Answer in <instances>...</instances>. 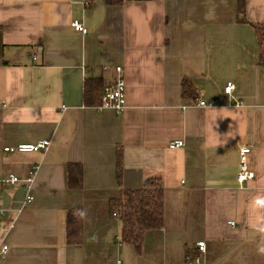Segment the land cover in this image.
Instances as JSON below:
<instances>
[{
    "label": "crops",
    "instance_id": "crops-1",
    "mask_svg": "<svg viewBox=\"0 0 264 264\" xmlns=\"http://www.w3.org/2000/svg\"><path fill=\"white\" fill-rule=\"evenodd\" d=\"M245 4L247 22L238 0H0V179L28 178L36 166L28 206L24 185L0 181L9 215L0 264H186L202 240V264H264V65L254 26L264 25V0ZM118 65L125 110L85 105V79L107 85ZM229 81L239 105L224 92ZM44 139L45 151H4ZM178 139L185 145L170 148ZM243 146L255 177L241 184ZM118 147L124 188L151 177L164 185V225L146 232L141 253L120 242L109 210L120 193ZM69 163L83 165L81 189L68 186ZM76 207L82 241L70 244Z\"/></svg>",
    "mask_w": 264,
    "mask_h": 264
},
{
    "label": "trees",
    "instance_id": "trees-1",
    "mask_svg": "<svg viewBox=\"0 0 264 264\" xmlns=\"http://www.w3.org/2000/svg\"><path fill=\"white\" fill-rule=\"evenodd\" d=\"M126 1L132 0H106V3L110 6H118ZM237 6L238 21L247 22L245 0H238ZM254 26L260 45L259 64L264 65V25ZM104 87L102 79L87 77L84 84L85 105L98 106L101 104ZM182 89L184 96H191L194 93V86L190 79H183ZM116 175L120 185V193L110 199V214L113 217L117 216L121 222L120 242L134 245L138 253H141L146 232L160 229L164 225L163 181L159 177H151L146 179L140 188H124L122 186L123 149L121 147H118L116 151ZM83 185V165L81 163H69L68 186L72 189H81ZM82 233L83 211L79 207L72 208L67 214V241L70 244L80 243Z\"/></svg>",
    "mask_w": 264,
    "mask_h": 264
},
{
    "label": "built area",
    "instance_id": "built-area-1",
    "mask_svg": "<svg viewBox=\"0 0 264 264\" xmlns=\"http://www.w3.org/2000/svg\"><path fill=\"white\" fill-rule=\"evenodd\" d=\"M85 6H89V2H84ZM72 27L83 33L87 34L88 29L85 26V24L80 19H74L71 22ZM36 58V56H35ZM116 77L113 82L105 85L104 87V94L102 97L101 104L96 106L100 110H104L106 108L113 109L117 114L122 113L126 106H127V86H126V80H125V74H124V68L120 65L115 67ZM236 89V83L233 81H229L225 87L224 92L225 94L230 97L231 99H234L236 104L239 105L240 102L234 95V91ZM195 103L200 106H206L209 103L205 100H203L200 96L195 97ZM51 144V141L48 139H44L41 141H38L36 143H19L14 146H7L4 147V151L6 152H41L45 151L49 148ZM185 145L184 140L178 139L171 141L170 148H181ZM250 152L249 146H243L240 148V167L238 172V181L241 184H244L245 182L254 179L255 173L249 169L248 167V160L247 155ZM36 170V166L32 169V174L28 178H20L16 175H9L8 177H3L0 179V181L3 184H10V185H17L21 184L26 187L28 190L27 196H26V205H30L34 200V195L30 191L33 184V176ZM2 199V192L0 190V201ZM117 215V214H116ZM9 219L8 211L4 207L0 206V228L4 226L5 221ZM232 225H234V222H230ZM13 224L11 223L10 227H12ZM7 246L3 247V251H6ZM197 249L199 254L195 256H187L186 264H202L203 261V255L207 251V244L204 240L199 241L197 243ZM117 264H124L121 260L118 261Z\"/></svg>",
    "mask_w": 264,
    "mask_h": 264
}]
</instances>
